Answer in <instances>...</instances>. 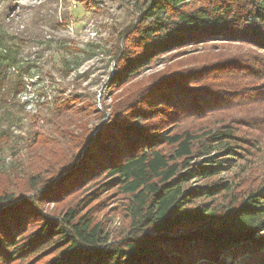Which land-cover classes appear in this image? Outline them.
I'll use <instances>...</instances> for the list:
<instances>
[{"label":"trees","instance_id":"1","mask_svg":"<svg viewBox=\"0 0 264 264\" xmlns=\"http://www.w3.org/2000/svg\"><path fill=\"white\" fill-rule=\"evenodd\" d=\"M127 41L134 49L120 51L121 83L160 55L197 43L232 41L264 49V0H143ZM0 48V103L5 105L26 91L23 77L31 66L18 68L11 47ZM263 60L261 53L237 52L162 78L173 89L178 86L176 101L166 104L159 94H145L139 98L141 104L128 109L125 121L134 124L146 117L148 124H110L89 140L84 151L76 153L69 174L74 173L72 181H94V190L59 216H44L31 232L28 215H38L32 204L0 195V264H29L28 259L39 264H219L228 257L238 264H264V188L239 190L230 180L207 187L187 184L193 169L210 178L218 174L210 164L248 151L245 131L234 126L242 121L163 132L196 112H219L215 101L235 99L231 92L247 97L250 76L261 73ZM223 71L233 75L221 79L218 73ZM189 78L206 82L201 94L191 91L188 96L180 87L181 80ZM260 114L264 109L256 110ZM243 126L261 132L256 126ZM101 177L110 182L102 183ZM108 189L124 200L129 219V236L115 242L94 213L106 198L100 193ZM92 199L94 205L81 208L83 201Z\"/></svg>","mask_w":264,"mask_h":264},{"label":"rangeland","instance_id":"2","mask_svg":"<svg viewBox=\"0 0 264 264\" xmlns=\"http://www.w3.org/2000/svg\"><path fill=\"white\" fill-rule=\"evenodd\" d=\"M142 6L143 0H0V45L11 47L18 68L31 66L30 74L23 77L26 91L5 105L0 103V195L32 204L31 210L38 215H28V232L37 228L44 216H59L94 190V181L86 177L72 181L74 173L69 174L78 158L76 153L83 152L89 140L96 139L110 124L121 128L148 124L146 117L134 124L125 121L128 109L138 101L141 104L148 94L163 96L166 104L176 101L173 96L178 86L173 89L168 82H161L162 78L237 52L253 51L264 57V49L241 42L197 43L160 55L136 77L121 83L119 54L134 49L127 37ZM261 65L264 67V60ZM263 67L261 73L250 76L252 87L245 93L247 97L231 92L235 99L227 96L215 101L220 104L216 107L219 112H196L194 117L163 130L168 133L183 127H216L231 119L242 121L234 126L245 131L248 151L239 150L237 156L210 164L218 172L210 178L197 175L193 169L187 184L207 187L210 182L230 180L239 190L264 188V115H256V110L264 109ZM8 71L14 70L10 67ZM218 74L225 80L233 75L226 71ZM192 81L189 78L180 83L188 96L191 91L200 93L206 85L205 81ZM148 86L151 89L146 91ZM199 98L202 100L201 95ZM244 124L261 132L248 131ZM102 178V183L110 182ZM113 190L100 193L106 198L95 206L94 213L115 242L129 236V219L124 200L117 193L111 194ZM94 202L83 201L81 208ZM162 249L168 250L165 246ZM28 261L33 264L37 259ZM16 264L28 263L19 260ZM219 264L238 263L228 257Z\"/></svg>","mask_w":264,"mask_h":264}]
</instances>
